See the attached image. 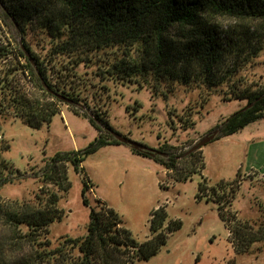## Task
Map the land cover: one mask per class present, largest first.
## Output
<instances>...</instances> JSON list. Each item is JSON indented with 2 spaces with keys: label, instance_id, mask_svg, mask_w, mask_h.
Returning <instances> with one entry per match:
<instances>
[{
  "label": "trees",
  "instance_id": "1",
  "mask_svg": "<svg viewBox=\"0 0 264 264\" xmlns=\"http://www.w3.org/2000/svg\"><path fill=\"white\" fill-rule=\"evenodd\" d=\"M218 15L234 17L239 23L222 28L214 20ZM254 21L259 25L253 26ZM32 25L49 38L45 52L26 39ZM262 29L264 0H0V119L20 118L39 128L61 112L60 104L87 108L77 87L83 82L79 72L81 67L96 64L100 79L111 78L121 84L139 83L140 77H151L155 85L167 80L189 84L200 79L210 89L232 81L224 99H245L246 105L216 125L212 140L226 137L251 122L264 120V84H248L241 76L232 78L263 48ZM107 48L115 51L102 57ZM89 119L111 138L118 133L98 113ZM105 137L100 131L86 148L49 159L47 164L66 182L65 187L70 186L66 162L79 172L86 155L100 144L122 142ZM134 145L135 153L159 161L175 180L201 175L205 166L201 147L192 146L176 155L172 152L175 147L165 143L157 149L143 143ZM8 148L0 140V187L9 181L2 159ZM178 164L183 166L175 171ZM240 177L238 172L226 182L230 184L226 196L206 198L217 203L224 222L228 218L222 204L226 206L234 197ZM206 181L203 178L198 183V198L207 189L218 195L217 185L208 188ZM86 182L83 180L82 196ZM57 200V193L47 189L33 200L0 201V264H129L131 248L139 259L147 260L166 243L168 234L182 225L179 219H168L165 205H160L150 213V238L138 242L121 226L114 208H91L84 236L67 237L51 247L48 239L41 238L62 216ZM83 202L87 204L85 198ZM226 225L236 251L264 239V223L256 228L246 222Z\"/></svg>",
  "mask_w": 264,
  "mask_h": 264
},
{
  "label": "rangeland",
  "instance_id": "2",
  "mask_svg": "<svg viewBox=\"0 0 264 264\" xmlns=\"http://www.w3.org/2000/svg\"><path fill=\"white\" fill-rule=\"evenodd\" d=\"M214 20L222 28L239 23L226 15H218ZM256 25L259 24L254 21L253 26ZM39 31L35 25L29 26L26 39L45 52L49 38ZM113 51L115 48L105 49L102 57ZM97 67L91 64L81 67L79 72L83 82H78L77 87L87 100V108L60 104L61 112L39 128L28 126L20 118L0 119V140L9 146L2 153L9 181L0 187V201L33 200L36 194L43 195V190H54L62 216L49 225V233L41 238L48 239L51 247L64 238L84 236L90 209L108 206L120 215L121 226L143 242L150 238L151 211L165 205L168 219L181 220V227L169 233L166 243L147 260L139 259L136 249L131 248L129 264H264V239L236 251L226 225L246 222L256 228L264 223V120L251 122L201 147L205 166L200 173L208 188L217 185L218 195L207 189L198 198V183L203 179L199 173L190 179L175 180L159 161L132 149L135 143L152 149L165 143L175 147L172 152L179 155L194 146L212 133L217 124L246 105L245 99H224L232 81L210 89L200 79L189 84L167 80L155 85L151 77H140L139 83L121 84L111 78L100 79ZM240 76L248 84H264V44L258 55L232 78ZM96 113L129 142L100 144L86 155L79 172L66 162L70 183L67 188L66 182L47 164L49 159L57 153L86 148L100 136V131L106 139L117 138H111L103 127L99 131L90 121L89 117ZM182 166L178 164L175 171ZM238 172L239 188L226 206L222 204L228 218L224 222L217 203L206 198L226 196L230 187L226 182ZM83 180L87 181L84 196ZM225 200L226 197L222 199Z\"/></svg>",
  "mask_w": 264,
  "mask_h": 264
},
{
  "label": "water",
  "instance_id": "3",
  "mask_svg": "<svg viewBox=\"0 0 264 264\" xmlns=\"http://www.w3.org/2000/svg\"><path fill=\"white\" fill-rule=\"evenodd\" d=\"M115 136L117 137V139H119L120 141H126L129 142L128 139H126L125 137L121 136L120 134H115ZM214 137V132L204 136L203 138H201L193 147L192 149H196L199 147H202L203 145H205L207 142H209L210 140H212Z\"/></svg>",
  "mask_w": 264,
  "mask_h": 264
}]
</instances>
